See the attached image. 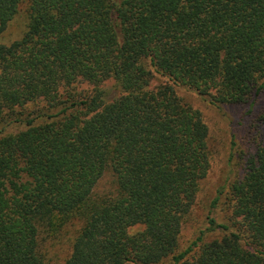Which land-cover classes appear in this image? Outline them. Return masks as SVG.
<instances>
[{"label":"trees","instance_id":"trees-1","mask_svg":"<svg viewBox=\"0 0 264 264\" xmlns=\"http://www.w3.org/2000/svg\"><path fill=\"white\" fill-rule=\"evenodd\" d=\"M23 1L0 0V34ZM27 2L26 31L0 44V264H52L76 223L58 264H264V101L227 222L219 188L182 249L210 162L201 112L177 93L219 108L264 95V0ZM107 170L114 189L96 194Z\"/></svg>","mask_w":264,"mask_h":264},{"label":"rangeland","instance_id":"rangeland-1","mask_svg":"<svg viewBox=\"0 0 264 264\" xmlns=\"http://www.w3.org/2000/svg\"><path fill=\"white\" fill-rule=\"evenodd\" d=\"M28 24V2L24 0L16 14L10 20L6 30L0 34V44L9 45L22 37ZM80 87H88L85 83ZM104 98L110 101L117 97L121 91L113 79H107L101 84ZM178 95L193 108L201 112L202 118L208 128L209 170L205 178L200 182L192 212L182 224L180 240L183 249L198 231L206 226V217L209 203L219 188H223V194L214 211L218 222H227L231 214L229 189L232 182L239 179L246 167L248 158L254 153L260 141V131L255 123L264 95H260L255 104H225L220 108L210 104L196 92L185 88H177ZM114 177L107 170L97 182L94 191L103 194L114 189ZM79 223L71 224L52 242L49 257L52 264H58L70 252L73 235L79 229ZM142 226L131 227L130 232L141 230ZM214 232L206 234L205 239L218 236Z\"/></svg>","mask_w":264,"mask_h":264}]
</instances>
